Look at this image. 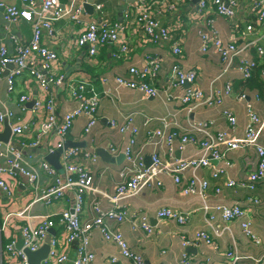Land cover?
I'll return each instance as SVG.
<instances>
[{"label":"crops","instance_id":"1","mask_svg":"<svg viewBox=\"0 0 264 264\" xmlns=\"http://www.w3.org/2000/svg\"><path fill=\"white\" fill-rule=\"evenodd\" d=\"M72 0H59L61 7H69ZM82 7L78 20L68 15L52 23L53 35L42 30L40 41L43 45L53 49L58 59L54 62L53 72L62 76L63 83L53 85L50 92L56 103V113L59 119L75 109L79 100L73 97V91L78 85H83L82 96H96L98 99L97 121L88 132L85 126L88 121L86 115L77 116L66 135V141L76 142L77 146L73 161L87 168L92 176L93 187L98 192L102 210H108L114 205L111 197L114 195L117 182L123 179L125 166L132 164L126 160L124 151L130 148L131 153L141 157L140 161L146 166L151 164L154 154L164 161L187 159L198 155L195 144H181L175 139L169 146L163 138L153 136L156 130H164V120L170 119L168 129L184 132L195 124H206L212 132L228 130L234 138H240L245 133L249 122L248 107L250 104L258 116L259 127H262L260 143L264 145V74L261 72L262 63L253 70L249 79L244 80L236 69V62L227 70L219 54L209 48L202 52L199 50L200 38L198 30L206 26L211 20L218 36L224 43L234 41L239 47L245 46L248 41L264 47V21L257 20L255 0H238L234 14L226 17L216 15L209 11L203 14L199 11L198 0H155L153 16L159 26L167 28L173 39L158 37L148 40L141 25L137 23L135 6L137 0H93L92 7L85 8V0H74ZM84 1V2H83ZM10 3L20 7L19 0H9ZM39 4V0H36ZM0 7V45L5 44L12 50L11 35H15L23 42H28L32 36V23L18 18L10 24H4ZM94 22L97 25H120L119 35L127 40L130 51L128 54L116 58L114 43L100 46L96 54L89 55L86 47H78L75 38L82 32L83 27ZM251 24L252 31L246 32V26ZM173 40L181 48L176 56L171 48ZM152 55L161 61V68L155 77H147V81L158 89L155 96H147L136 88L118 85L116 78L137 79L129 72L134 66L142 71L146 56ZM239 56L256 59L255 46H245ZM188 70L195 68L197 78L195 86L204 94L216 89L223 91L226 84L231 86V92L222 96V102L212 105L182 104L179 97L190 86L185 83L173 88L170 86V68L173 64ZM10 67H8L9 69ZM224 70V71H223ZM6 73V71H5ZM3 73V74H5ZM38 87L28 72L16 76L13 91H7L4 79H0V112L7 110L13 116L0 123V132L4 124L11 128V143L22 148L26 156H30L29 164L38 171L36 182L37 190L53 183V177L41 168V161H45L55 168L57 174L65 176L62 166V153L56 158L59 169L46 159L48 149L57 142L54 132L43 135L36 146H31L37 136L40 123L46 112H35L32 99L38 97ZM27 94L30 99L20 102L19 97ZM244 94V98L239 95ZM224 111H231L236 117V126L229 128ZM23 126L20 134H14L12 127ZM122 127L125 130H122ZM191 128V127H190ZM134 132H131L132 130ZM132 140V142H131ZM103 148L111 160H105L97 153ZM141 154V155H140ZM94 155V159L92 156ZM229 166L223 165L224 172L218 178L210 176V169H198L197 175L206 179L209 187L206 190V202L209 205H231L238 202L247 209L250 226L257 236L259 243L247 237L238 220L229 222L227 228L220 236L212 232L207 218L200 210L202 199L196 195L184 196L180 194L177 185L168 174H157L161 181L160 186L144 187L138 194L120 200L117 209L124 210L126 219L122 222L107 220V224L119 230L128 246L141 253L145 264H182L184 254L195 262L203 264H264V178L255 184L254 190L248 188L225 187L226 180L240 182L245 179L256 166V151L254 148H240L227 152ZM0 157V164L3 163ZM149 164V165H150ZM148 165V166H149ZM214 165H222L215 162ZM186 179L191 176L190 171L185 172ZM11 189V195L0 192V225L6 223L5 229L0 233V264H14L18 257H10L4 246L10 241L15 243L20 237V229L26 224L36 226L39 216L58 213L70 208L73 192L69 189L62 198L51 200L38 198L34 186L25 177L13 170L2 175ZM221 187L219 194L214 193V187ZM92 195H85L82 219L91 218ZM248 197H256L258 203L248 201ZM161 208H170L185 217V223L176 220L161 219L157 212ZM144 215L151 226L152 232H145L140 225V216ZM136 218V225L132 220ZM213 225L220 224L219 214L215 213ZM53 238L57 237L59 252L65 253L72 260L77 254L78 241H67L62 226L49 229ZM204 231L213 238L212 244L199 241L196 244L183 246V239L193 238L197 232ZM46 239V238H45ZM45 241V240H44ZM89 249L94 254L93 264H104L111 256L123 259L119 248L113 242L102 239L96 230L89 238ZM236 251V263L223 254L228 249ZM40 264H55L51 259H45Z\"/></svg>","mask_w":264,"mask_h":264},{"label":"built area","instance_id":"2","mask_svg":"<svg viewBox=\"0 0 264 264\" xmlns=\"http://www.w3.org/2000/svg\"><path fill=\"white\" fill-rule=\"evenodd\" d=\"M191 1V0H189ZM21 6L17 7L10 3L9 0H0L2 8V19L4 24H10L22 18L32 23V36L28 42H23L15 35H11L12 50L10 51L5 44L0 45V79H4L7 85V91L11 92L14 89V80L23 72H28L37 84L39 93L38 97L32 99L33 110L35 112H46V116L40 123L37 130V136L31 146L39 144L43 135L49 132H54L57 137L56 144L48 149L49 153L56 149L63 148L66 135L70 130L73 120L79 115H86L88 121L85 126V132H88L97 121L96 110L98 99L96 96H82L84 89L83 85H78L73 91V97L79 100V105L72 111L66 113L62 119H59L56 113V103L50 89L53 85H61L63 83L62 76H57L53 72L54 62L58 56L56 52L43 45L40 41L42 30H47L49 35H53L52 23L68 15L71 19L78 20V16L82 11L80 5L77 6L74 0L71 1L69 7H61L59 0H19ZM238 0H198L197 6L201 13L206 14L209 11L216 15L232 16ZM155 0H137L135 6V15L137 23L142 26L143 31L149 37L148 40H155L158 37L171 38L170 31L167 28L159 26L158 21L153 16V7ZM257 9V20L264 21V0H255ZM120 25H97L94 22L88 23L83 27L82 32L75 38V43L78 47H86L89 55L96 54L100 46L107 43H114L117 47L113 54L116 58H120L129 53L130 47L123 37L119 35ZM252 31L251 24L246 26V32ZM200 45L199 50L202 52L213 48L220 56L224 70H227L236 62V69L241 74L242 79L247 80L251 77L253 70L258 66V61L262 64L261 72L264 74V47L256 44L255 41H248L244 45H254L256 59H249L244 56H239L245 46L239 47L234 41L224 43L218 36L211 20H207L206 26L198 30ZM171 51L178 56L181 53V48L177 42L173 40ZM8 67H10L8 69ZM161 68V61L152 55L146 56L142 71L134 66L129 67V72L134 74L137 79H125L121 76L116 78L118 85L136 88L147 96H155L158 89L150 84L146 79L155 77ZM223 70V71H224ZM6 71V73H5ZM5 73V74H3ZM170 86L177 88L189 83L190 86L179 97L182 104H201L212 105L222 102V96L225 93L231 92V86L225 85V89L220 91L216 89L208 94H204L198 87L195 86L197 71L195 68L185 70L178 64H173L170 68ZM239 98H244V94L239 95ZM30 97L23 94L19 97L20 102L28 101ZM248 107L249 122L246 125L245 133L240 138H234L228 130H219L212 132L206 124H195L185 129L184 132L168 129L171 125L170 119L164 120V130H156L153 136L163 138L166 145L170 146L175 139H178L181 148L184 144H195L198 148V155L187 159H175L172 161H164L159 156L154 154L151 158L149 166H143L138 155L132 154L130 148H126L124 156L126 160L131 162V166H125L122 173L123 179L117 182L114 195L111 200L114 205L108 210H102L100 207L98 193L92 186V176L88 169L81 164L73 161L76 156V149L67 147L62 149V166L65 176L61 178L55 168L51 167L44 160L40 166L44 171L53 177V183L45 186L41 190H37L36 182L38 180V171L31 166L27 160L30 156H26L22 148H19L10 141L7 143L0 141V157L3 158V163L0 164V192L10 196L11 189L5 182L2 175L13 170L34 186L37 193H40L38 198L45 199L50 202L52 199L57 200L63 197L67 190L73 192V200L70 208L61 210L58 213L46 214L39 216V223L36 226L26 224L20 229V237L23 240L21 249L15 248V242L10 241L5 244L4 249L10 257H18L19 260L14 264H29L23 248H28L30 251L37 250L49 234V229L55 226H62L66 233V240H77L76 257L70 260L65 253L59 252L57 248L58 238L50 236L49 252L47 259H51L55 264H93L94 254L89 249V238L94 230L98 231L103 240L113 242L119 248L120 255L125 258L130 264H145L141 253L132 250L122 233L111 228L107 224V220L122 222L126 219L124 210L117 209L119 201L138 194L144 187L153 185L160 186L161 181L157 178V174L164 173L172 177L173 182L177 185L180 194L184 196L196 195L203 201L200 210L207 218V223L212 228V232L216 236H220L227 228L229 222L238 220L243 233L255 243H259L257 236L251 229L248 211L238 202L231 205L215 204L209 205L206 202V190L209 183L206 179L198 176V169H210V176L218 178L223 172V165L229 166L230 161L226 156L227 152L240 148H254L257 159L256 166L245 179L240 182L234 180H226L225 187H234L237 185L240 188H248L254 190L256 182L264 178V145L260 143V135L262 127H259L258 116L254 112L250 104ZM225 118L231 130L236 126V117L231 111H224ZM13 116V112L4 110L0 112V123L4 122L9 117ZM191 127V128H190ZM127 127L123 128L125 130ZM23 131V126L15 125L12 127L14 134H20ZM133 129L131 132H134ZM132 142V140H131ZM141 155V154H140ZM94 159V155L92 156ZM215 162H221L222 165H214ZM190 171L191 176L186 179L185 172ZM221 187L215 186L214 193L219 194ZM91 194L92 210L94 215L89 219H82L83 203L85 195ZM248 201L254 204L258 203L256 197H248ZM215 213L219 214L220 224L213 225ZM157 216L161 219L176 220L179 223H185V217L170 208H161L157 212ZM141 220L138 225L147 232L151 233L152 229L147 218L144 215L140 216ZM137 219L132 220L133 225H136ZM6 223L0 225V233L5 229ZM203 241L207 244L213 243V238L208 233L201 231L197 232L193 238L183 239L182 245L189 246ZM228 249L223 254L226 258H230L233 263L237 262L238 256L236 251ZM182 264H203L195 262L184 254ZM104 264H127L123 259L120 261L116 256L109 257Z\"/></svg>","mask_w":264,"mask_h":264},{"label":"water","instance_id":"3","mask_svg":"<svg viewBox=\"0 0 264 264\" xmlns=\"http://www.w3.org/2000/svg\"><path fill=\"white\" fill-rule=\"evenodd\" d=\"M197 0H195L196 2ZM84 2V1H83ZM93 2V0H85V2L83 3V6L85 8H90L92 7L91 3ZM10 136H11V128L8 125V123L4 124V129L0 132V141L7 143L10 140ZM11 142V141H10ZM70 144H68V142H65L63 148H67L69 146H77L78 143H74V142H69ZM63 148H59L56 149L54 152L47 154L46 159L51 162L54 167H56L57 169H59V165L58 163H56V158L59 157L60 153L62 152ZM97 153L99 155H101L105 160H111L110 156L107 154V152H105V150L103 148H98L97 149ZM148 166L150 164L149 161H147L146 163ZM50 230H49V234L46 237L44 243L35 251H30L28 248H23V252L26 255L27 258V262L29 264H40L42 261H44L47 256H48V252H49V241H50ZM23 246V240L22 238H19L17 240V242L15 243V248L16 249H21Z\"/></svg>","mask_w":264,"mask_h":264}]
</instances>
